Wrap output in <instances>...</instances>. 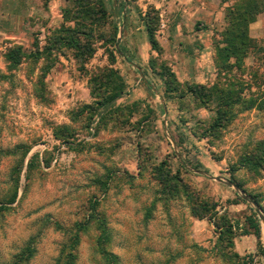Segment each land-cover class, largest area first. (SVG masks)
I'll list each match as a JSON object with an SVG mask.
<instances>
[{
	"label": "rangeland",
	"instance_id": "1",
	"mask_svg": "<svg viewBox=\"0 0 264 264\" xmlns=\"http://www.w3.org/2000/svg\"><path fill=\"white\" fill-rule=\"evenodd\" d=\"M104 1L109 18L94 28L93 57L83 65L70 51L56 54L41 92L46 61L26 59L11 72L6 53L22 46L29 55L35 39L44 48L67 12L72 17L75 1L0 0V264H17L28 247L34 257L20 264H65L77 224L88 222L79 232L75 264H108L98 245L103 232L97 216L106 221L110 237L103 247L118 264H264L256 238L242 236L241 225L229 248L228 242L219 243L213 222L194 218L191 210L206 202L219 216L242 224L248 210L233 205L243 194L228 184L230 170L244 152L264 142V106L235 109L234 121L219 136L204 138L215 122L216 104L205 108L190 95L167 99L156 74L165 63L183 89L239 80L246 83L245 99L263 100L264 54L252 53L242 73L218 70L215 62L227 11L241 0ZM152 7L159 14L161 57L146 34L144 17ZM250 36L264 47V13ZM107 69L116 70L127 89L124 98L99 110L104 116L92 132L101 116L89 120L91 113L84 111L95 104L89 80ZM64 126L74 130L71 146L54 137ZM25 149L30 152L18 177ZM162 162L188 186L192 202L184 192L161 199L154 168ZM235 178L245 195L260 197L264 211V172L241 168Z\"/></svg>",
	"mask_w": 264,
	"mask_h": 264
},
{
	"label": "trees",
	"instance_id": "2",
	"mask_svg": "<svg viewBox=\"0 0 264 264\" xmlns=\"http://www.w3.org/2000/svg\"><path fill=\"white\" fill-rule=\"evenodd\" d=\"M75 12H67L65 23L60 29L55 30L52 35L47 39V45L41 49L39 42L35 39L33 43L34 51L29 55L25 52L24 47L15 46L9 49L6 53V60L8 63L9 71L13 72L19 66L22 65L24 60L29 59L34 63H38L44 59V67L42 68L43 77L39 84L41 92L44 87V80L47 74L52 70L53 65L49 62L51 60H57L56 54L70 51L73 53L75 60L80 64H86L94 55V42L96 35L94 28L97 25L108 20L109 15L104 0H74ZM264 13V0H241L230 7L226 14L227 27L221 33V39L215 43L216 47V59L218 70L231 72L234 69H238L241 73L246 69L245 61L252 53L264 54V47H260L255 39L251 35V25L257 22L258 17ZM146 34L148 41L153 52L157 53L159 57L164 54V49L161 47L157 40V34L160 30V20L158 12L152 7L144 17ZM74 23V27H67L66 24ZM264 56V55H263ZM111 62L114 64L115 59L111 57ZM154 62V61H153ZM154 71V65L151 67ZM156 72V70H155ZM165 87V96L167 99L183 100L187 96L193 97L194 100L201 102L203 107L207 108L209 104L215 103L214 111L216 113L215 122L213 125L205 131L204 138L219 136L223 129L227 128L235 119V109L244 108L245 111L256 109L258 106H264V97L260 104L258 99L243 97L246 83L242 81H230L225 85L218 82L213 87H207L204 85H187L186 89H183L184 85L178 81L176 74L162 62L160 70L156 73ZM256 76H251L255 78ZM7 78V77H5ZM255 80H258L257 78ZM262 81L261 88L264 87V79ZM91 96L95 98L94 105H85L84 111L89 110L90 118L93 120L97 115L101 116L97 124L100 125L104 116L99 110H106L108 106L115 104L118 100H121L125 96L127 89V83L121 77V75L113 69H107L102 74L96 75L89 80ZM38 85V86H39ZM39 87V88H40ZM41 93H37L38 96ZM45 98L44 94L43 97ZM166 98V97H165ZM99 111V112H97ZM94 115V116H93ZM92 116V117H91ZM76 117V116H74ZM73 117V118H74ZM75 118L73 119V121ZM74 130L68 126L55 129L54 137L66 146H71L70 141L74 138ZM21 147L19 148V150ZM30 150L25 149L23 158L19 169L15 170V174L19 177L22 172V168L25 163ZM39 158L35 157L28 165V169L32 171L35 160ZM245 169L248 173L259 175L264 172V142L257 143L252 150L244 152L238 160V163L231 168V182L239 190L246 193L244 184L235 178V173L239 169ZM154 178L159 184V195L164 197L161 199H167L169 196L177 198L181 192H184L186 198L192 202V197L189 194L188 186L183 185L182 179L177 178L172 174L170 166L167 162H162L160 165L154 168ZM184 190V191H182ZM252 202L264 213L261 207V199L258 195H247ZM18 198V191L16 190L10 199V205L14 204ZM194 201V199H193ZM244 204L247 206L248 215L244 218L242 224L239 222L237 225L230 221L225 214L219 216L216 211L215 205L208 204L206 202H199L196 205L191 206L192 216L199 220L208 218L213 222L218 233L219 243L228 242L229 248L233 246L232 237L235 236L234 230L237 227L242 226V236H254L257 240V248L262 256H264V247L262 243V220L257 211L250 206V203L241 197L236 195V200L233 205ZM6 210V209H2ZM99 222L102 230V235L98 241L101 255L108 264H118V257L108 252L103 245L110 241V237L107 231L106 221L103 218L97 216L95 219ZM77 224L78 231L76 235L71 238V245L69 246L70 252L66 255L65 264H75L76 255L73 253L79 246L80 235L79 232L85 231L87 225ZM35 254V250L32 247H28L22 255L19 257L17 264L30 261ZM253 260H251V264Z\"/></svg>",
	"mask_w": 264,
	"mask_h": 264
},
{
	"label": "water",
	"instance_id": "3",
	"mask_svg": "<svg viewBox=\"0 0 264 264\" xmlns=\"http://www.w3.org/2000/svg\"><path fill=\"white\" fill-rule=\"evenodd\" d=\"M120 42H121V39H119L118 44H120ZM188 169L194 171L193 169H191V168H189V167H188ZM219 180H220V179H219ZM228 184H229L231 187L235 188L237 191H239L241 194H243L241 197H243L244 199H246L251 205L254 206V208H256L255 210H256L257 213L260 215V219H261L262 222L264 223V215L262 214L261 210L257 207V205H255V204L252 202V200H251L247 195H245L244 192H242V191L239 190L237 187H235L231 182H228Z\"/></svg>",
	"mask_w": 264,
	"mask_h": 264
},
{
	"label": "built area",
	"instance_id": "4",
	"mask_svg": "<svg viewBox=\"0 0 264 264\" xmlns=\"http://www.w3.org/2000/svg\"><path fill=\"white\" fill-rule=\"evenodd\" d=\"M163 27H164V25H163ZM98 122H99V119H96V121H95L93 127L91 128V131H92V132H94V129H93V128H94L95 126H97Z\"/></svg>",
	"mask_w": 264,
	"mask_h": 264
},
{
	"label": "crops",
	"instance_id": "5",
	"mask_svg": "<svg viewBox=\"0 0 264 264\" xmlns=\"http://www.w3.org/2000/svg\"><path fill=\"white\" fill-rule=\"evenodd\" d=\"M134 91H136V90H134ZM128 97H129V96H128ZM130 97H131V95H130ZM157 99L160 100V96H157Z\"/></svg>",
	"mask_w": 264,
	"mask_h": 264
}]
</instances>
